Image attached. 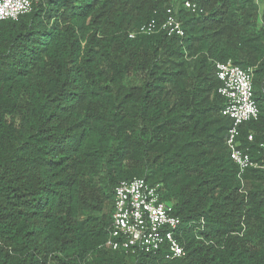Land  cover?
<instances>
[{
    "label": "trees",
    "instance_id": "trees-1",
    "mask_svg": "<svg viewBox=\"0 0 264 264\" xmlns=\"http://www.w3.org/2000/svg\"><path fill=\"white\" fill-rule=\"evenodd\" d=\"M169 8L183 37L129 38ZM227 61L252 70L238 141L261 163L264 0H33L0 21V264H264V175L238 177L225 143ZM134 178L179 218L181 258L104 246Z\"/></svg>",
    "mask_w": 264,
    "mask_h": 264
},
{
    "label": "built area",
    "instance_id": "built-area-1",
    "mask_svg": "<svg viewBox=\"0 0 264 264\" xmlns=\"http://www.w3.org/2000/svg\"><path fill=\"white\" fill-rule=\"evenodd\" d=\"M33 0H0V21L17 20L27 14ZM184 7L191 12L196 6L188 1ZM164 33L167 37L184 36L181 23L169 8L162 21L151 20L142 25L136 35ZM216 77L220 81L218 94L225 99L221 114L231 120L225 137L231 161L238 168V177L248 168L259 169L264 175V160H251L247 150L240 148L238 128L244 122L256 119L258 106L252 94L251 70H243L230 61L215 64ZM252 138L248 137V141ZM264 149V142L260 145ZM183 230L179 218L160 200V186L150 185L143 179L134 178L120 182L114 190L113 212L108 236L104 243L113 251H126L161 256L166 260L181 258L183 247L179 242Z\"/></svg>",
    "mask_w": 264,
    "mask_h": 264
},
{
    "label": "clouds",
    "instance_id": "clouds-1",
    "mask_svg": "<svg viewBox=\"0 0 264 264\" xmlns=\"http://www.w3.org/2000/svg\"><path fill=\"white\" fill-rule=\"evenodd\" d=\"M185 2V1H184ZM184 2H183V7H184ZM188 2H190V1H188ZM191 3V2H190ZM191 4H193V3H191ZM195 5V4H194ZM196 6V5H195ZM185 8V7H184ZM196 8H197V6H196ZM186 9V8H185ZM173 10V9H172ZM186 10H188V9H186ZM174 11V10H173ZM188 11H190V10H188ZM196 11H198V9H196ZM195 11V12H196ZM191 12V11H190ZM195 12H191V13H195ZM175 13V12H174ZM180 22V21H179ZM216 63H219V62H216ZM215 63V64H216ZM215 64H214V66H215ZM248 70V69H247ZM249 70H251V69H249ZM216 72V71H215ZM251 73H252V70H251ZM217 78V77H216Z\"/></svg>",
    "mask_w": 264,
    "mask_h": 264
}]
</instances>
